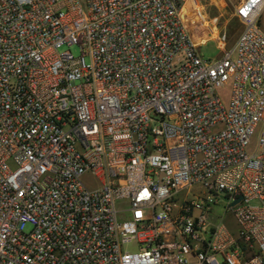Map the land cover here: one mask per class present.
Masks as SVG:
<instances>
[{"label": "built area", "instance_id": "2783aa9c", "mask_svg": "<svg viewBox=\"0 0 264 264\" xmlns=\"http://www.w3.org/2000/svg\"><path fill=\"white\" fill-rule=\"evenodd\" d=\"M197 6L0 0V264H264V0Z\"/></svg>", "mask_w": 264, "mask_h": 264}, {"label": "rangeland", "instance_id": "374dc122", "mask_svg": "<svg viewBox=\"0 0 264 264\" xmlns=\"http://www.w3.org/2000/svg\"><path fill=\"white\" fill-rule=\"evenodd\" d=\"M238 2L239 0H199V3L201 4L200 9L202 13H207L210 17H218V24L220 27V30H224L228 34V42L229 44H232L235 42V40L238 38L239 34L241 33L243 29V25L240 22V20L235 16V8H234V2ZM203 4V5H202ZM184 16L185 19H189V9L188 7L184 8ZM202 16V14H201ZM260 24L262 28L264 29V9L261 13L260 18ZM196 24H194L195 26ZM193 26V27H194ZM192 34L196 37V35L201 36L202 39L205 41L200 44L199 50L203 57L205 58H217L221 54V50L218 47V43L216 40L207 39L209 36V31L204 28L200 27L199 31L196 29L190 30ZM67 47H63L65 49ZM72 51L75 54H79L80 50L78 46H73ZM231 86L226 85L222 89H220V96L224 100V102H228L229 96H230ZM85 182L89 184L90 186H95L98 184V181L96 178H94L91 175H86L84 177ZM224 202L222 205H225L227 203L228 198L226 196H223ZM217 211L220 216H223V221L231 228L236 229L237 223L236 220L230 215V214H224L225 208L224 206L217 208Z\"/></svg>", "mask_w": 264, "mask_h": 264}, {"label": "crops", "instance_id": "0c3cea01", "mask_svg": "<svg viewBox=\"0 0 264 264\" xmlns=\"http://www.w3.org/2000/svg\"><path fill=\"white\" fill-rule=\"evenodd\" d=\"M240 1H241V0H239L238 2H236V1L234 2V8L240 3ZM197 2H198V5H199V7H200V5H201L200 3H201V2L199 3V0H197ZM202 5H203V4H202ZM199 9H200V8H199ZM203 14H204V15H207L208 17H210L207 13H204V12H203Z\"/></svg>", "mask_w": 264, "mask_h": 264}, {"label": "water", "instance_id": "95a60500", "mask_svg": "<svg viewBox=\"0 0 264 264\" xmlns=\"http://www.w3.org/2000/svg\"><path fill=\"white\" fill-rule=\"evenodd\" d=\"M242 199V196L238 197L235 201H233L232 205H235Z\"/></svg>", "mask_w": 264, "mask_h": 264}, {"label": "bare ground", "instance_id": "6f19581e", "mask_svg": "<svg viewBox=\"0 0 264 264\" xmlns=\"http://www.w3.org/2000/svg\"><path fill=\"white\" fill-rule=\"evenodd\" d=\"M183 12H184V9H183Z\"/></svg>", "mask_w": 264, "mask_h": 264}]
</instances>
